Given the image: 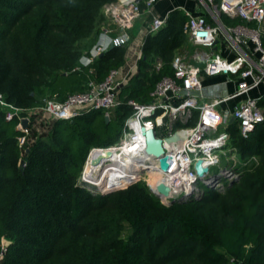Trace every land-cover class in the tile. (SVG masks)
Here are the masks:
<instances>
[{"label": "trees", "instance_id": "obj_1", "mask_svg": "<svg viewBox=\"0 0 264 264\" xmlns=\"http://www.w3.org/2000/svg\"><path fill=\"white\" fill-rule=\"evenodd\" d=\"M113 1L0 0L5 101L21 109L38 106L45 96L63 101L124 65L129 44L80 62L108 22L104 5ZM187 19L183 10H172L164 27L145 36L137 73L109 121L102 111L70 121L33 116L20 145L18 120H6L0 110V264H264V121L247 138L236 123L228 125V147L244 165L235 168L238 177L224 192L208 188L199 198L165 205L143 181L124 187L141 176L115 178L103 191L119 189L108 194L80 183L90 150L119 141L133 113L126 101L151 102L156 84L173 76L174 56L192 52ZM220 20L226 27L245 23L226 14Z\"/></svg>", "mask_w": 264, "mask_h": 264}, {"label": "built area", "instance_id": "obj_2", "mask_svg": "<svg viewBox=\"0 0 264 264\" xmlns=\"http://www.w3.org/2000/svg\"><path fill=\"white\" fill-rule=\"evenodd\" d=\"M158 1L114 0L105 4L103 11L108 19L107 26L103 28L94 46L83 52L81 64L91 63L110 47L129 44V31L143 15L150 16L145 36L157 33L165 26L168 18L155 15L154 6ZM200 1L215 25L210 24L204 15L185 12L188 19L184 32L188 42L196 48L195 51L174 56L173 76L163 77L156 84L150 94L151 102L139 104L134 100L126 101L133 113L124 122L119 141L109 147L92 148L85 167L93 154L116 151L121 157H143L138 160L144 165V171L147 170L146 167L152 168L153 165L158 171H163L159 168V159L145 153L144 130L154 129L157 137L165 141L166 154L169 156V169L163 171L165 179L162 183L168 185L174 194L199 198L208 188L224 192L230 181L237 179L235 168L225 166L218 172H211V168L220 167L219 156L213 153L228 146L227 128L230 123H236L241 136L247 138L264 121V109L260 106L264 96L249 95L264 82V0ZM141 4L145 6L143 11ZM221 14L239 18L245 23L226 27L220 20ZM216 41L218 44L220 41L224 42L234 58L229 60L219 56L217 50L213 49ZM143 43L144 39L138 49L132 51L125 64L110 70L103 81L90 80L83 92L70 94L63 101L45 96L38 106L21 109L6 102L0 94V110L4 111L5 119L16 118L17 129L24 134L19 138L20 145L25 141L33 116L42 122L70 121L84 112L102 111L105 117L110 118L111 112L123 103L120 98L122 89L137 73ZM197 48L200 50L196 51ZM190 59L204 60L205 67L191 66ZM153 66L159 69L160 60L155 59ZM218 74L236 78L235 92L209 101L201 100V76ZM241 96L245 97L244 100L233 109H222V104ZM195 112L198 117L192 126H188ZM24 120L27 122L26 128L22 126ZM175 122L178 123L177 127L174 126ZM162 127L167 129L165 134L158 133ZM181 130L185 131L182 140L166 142ZM228 149L233 152V148ZM198 162L210 170L203 180L197 174ZM138 180L139 178L132 180L124 187ZM200 183L205 188L200 187ZM150 187L155 189L151 185Z\"/></svg>", "mask_w": 264, "mask_h": 264}, {"label": "crops", "instance_id": "obj_3", "mask_svg": "<svg viewBox=\"0 0 264 264\" xmlns=\"http://www.w3.org/2000/svg\"><path fill=\"white\" fill-rule=\"evenodd\" d=\"M175 9H180L184 12H190L195 15H204L207 19L212 20L211 15L209 14L203 2L200 0H159L154 6V13L155 15L163 18L168 16V14ZM144 23L145 24L142 26H136L137 22L135 23V25L130 29V31L134 33L133 35L129 31L131 36V44L129 43L128 57L132 54V51L138 49L142 39L145 38V32L148 23H146V21ZM111 28L113 29V26H111ZM217 47L216 53L222 58L229 60L234 58V55L228 52L227 45L224 44V42L220 41ZM199 50L200 49L197 48L196 51ZM235 79L236 78L234 76L225 74H218L215 76L202 75L201 82L203 88L201 100L209 101L214 98H220L234 93L236 90ZM249 95L252 97L264 96V82L258 88L253 89ZM244 98L245 97L241 96L231 99L230 101L222 104V109H233L236 105L243 101ZM227 148L229 147L227 146L226 149Z\"/></svg>", "mask_w": 264, "mask_h": 264}, {"label": "bare ground", "instance_id": "obj_4", "mask_svg": "<svg viewBox=\"0 0 264 264\" xmlns=\"http://www.w3.org/2000/svg\"><path fill=\"white\" fill-rule=\"evenodd\" d=\"M108 152L95 153L88 161L83 176L89 183L103 187L107 180H110L109 183H111L117 175L122 178L132 179L134 177H128L132 174H135V177L144 176V174H141L144 172L145 175H149V181L156 189L165 179L164 172L158 171L154 167L155 165L152 168L146 167L147 170L144 171V165H141L138 160V158L143 157H121L116 151Z\"/></svg>", "mask_w": 264, "mask_h": 264}, {"label": "water", "instance_id": "obj_5", "mask_svg": "<svg viewBox=\"0 0 264 264\" xmlns=\"http://www.w3.org/2000/svg\"><path fill=\"white\" fill-rule=\"evenodd\" d=\"M217 45H218V41L215 42V46L213 47L214 51L217 50V48H218ZM189 64L193 67L203 68V67H205L206 62L204 60L190 59ZM183 93H185V92H183ZM105 119H106V121H109L108 117H105ZM22 126L24 128L27 127L26 120H24L22 122ZM144 136H145V153L149 156H153V157L159 159V168L163 171H167L169 169V163H168L169 156L166 154L167 152H166V147H165V141L163 139L157 137L156 131L154 129L144 130ZM184 137H185V131L181 130L180 132H175L173 134V136H171L170 138H168L166 140V142H177V141L182 140ZM106 152L109 153L108 151H106ZM207 172H210V170L207 168H204L202 166V163L198 162L197 174L199 175L200 180L204 179ZM83 175H84V173H83ZM83 180H84V182H88L84 178V176H83ZM235 180L236 179L230 181L229 186H231ZM97 187H99V186H97ZM117 189H119V188L109 189L106 191H102L101 193L102 194H108V193L113 192ZM150 190L158 198H160L162 203L165 205H171L175 202L186 201L189 198H191V196L174 194L172 189L164 183H160L156 189H153L150 187Z\"/></svg>", "mask_w": 264, "mask_h": 264}, {"label": "rangeland", "instance_id": "obj_6", "mask_svg": "<svg viewBox=\"0 0 264 264\" xmlns=\"http://www.w3.org/2000/svg\"><path fill=\"white\" fill-rule=\"evenodd\" d=\"M145 17L146 16H143L142 17V19H140L139 21H137V24H136V26L138 25V26H142L143 24H145L144 22L146 21V23H148V20H145ZM144 21V22H143ZM107 23L108 22H105L104 23V27H106L107 26ZM141 24V25H140ZM139 28V27H138ZM137 29V28H136ZM138 30V29H137ZM195 47L194 48H190V50H192V51H195ZM123 129V128H122ZM121 129V130H122ZM121 133H122V131H121ZM214 155H216V156H219V160H220V167H214V168H211V172H213L214 171V173L215 172H218V171H220L223 167H231V168H240V167H242L243 165H244V163L241 161V160H239L238 159V157H236V155L233 153V152H231L228 148L227 149H218V150H215V152L213 153ZM256 158L255 159H251L250 161H248L247 162V165H252L253 163H255L256 162ZM83 173H84V170H83ZM140 174V173H139ZM141 174H144L145 175V173L143 172V173H141ZM136 175L135 174H132V175H130L128 178H132V177H135ZM117 177H121V176H119V175H117L116 176V178ZM127 177V176H126ZM138 181H143V182H145L148 186H149V188H150V185L152 186V184L150 183V181H149V179L148 178H145V176H141L140 178H139V180ZM110 182V180H107V182H106V184H105V186L108 184ZM137 182V181H136ZM80 183L82 184V183H86V185L88 186V188L89 189H91L92 191L94 190V191H97V192H102L104 189H105V186H103V187H97L96 185H94V184H92V183H88V182H84V180H83V174H82V176H81V178H80ZM199 186L200 187H202V188H205V185H203L202 183H200L199 184ZM7 245H8V242L7 241H5V240H3V247H4V251H5V248L7 247ZM4 251H3V253H4Z\"/></svg>", "mask_w": 264, "mask_h": 264}]
</instances>
